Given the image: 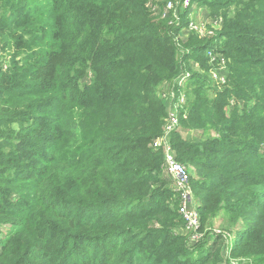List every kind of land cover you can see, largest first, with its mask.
<instances>
[{
  "label": "trees",
  "instance_id": "1",
  "mask_svg": "<svg viewBox=\"0 0 264 264\" xmlns=\"http://www.w3.org/2000/svg\"><path fill=\"white\" fill-rule=\"evenodd\" d=\"M193 1L223 13V29L181 44L151 0H0V226L14 227L0 264H264V0ZM187 51L201 73L181 127L210 137L178 131L173 148L200 177L202 231L222 211L245 225L230 247L210 231V245L223 241L213 253L179 232L152 147ZM208 52L228 63L221 91Z\"/></svg>",
  "mask_w": 264,
  "mask_h": 264
},
{
  "label": "rangeland",
  "instance_id": "2",
  "mask_svg": "<svg viewBox=\"0 0 264 264\" xmlns=\"http://www.w3.org/2000/svg\"><path fill=\"white\" fill-rule=\"evenodd\" d=\"M151 1L152 3L161 4L160 9H163L166 13H172L171 16H164V15L157 14L156 17L153 19L156 20V22H158L159 24H167L171 28L177 29L178 27L177 24L181 22L177 23L176 17L182 20L181 15L183 14L185 15L184 20L182 21V25L178 27L179 30L177 32L173 31L175 41L181 42V44L186 41L188 42L190 41L188 40L189 38H187L189 31L196 27H205L208 30H216L218 33L223 29V24H224L223 15L224 14L218 13L219 15L211 16L210 14L212 10H210V7L203 6L199 4L198 1H193V0H151ZM230 9L233 10L235 9V7L232 6ZM3 39L4 38L0 36V67L2 68H4L7 64H9V61H10L8 57V55L10 54L3 52L2 50V45L4 46L7 45L6 40H3ZM179 62H182V66L185 67L183 71L187 73L186 75H190L188 78L189 82L187 84V87L189 86V83H190V86L188 88H191V85H192L191 79L193 78V75L197 73H201L199 63L197 61H194L193 55L189 57L188 61L183 60L180 57ZM208 77L211 80L210 72L208 73ZM211 83L213 84L212 81ZM212 86L215 87L217 91H221V87L217 86V83L213 84ZM211 93L213 94L214 92L212 91ZM162 98L163 96H160V99ZM239 102H242V101H239ZM232 105H235L234 102L232 103ZM179 133L182 135L184 139L190 142H200L210 137L209 134H204L201 131L182 129V127H181V130H179ZM217 137L218 136H216V138ZM180 163L186 167L191 179H194V181H198L200 179V177L198 176L196 172V169L192 165L188 163H182V162ZM172 186H173V183H172ZM244 226L245 225H244L243 218H241L237 223L232 224L229 222V216L225 213V211H222L217 217H215L214 219L210 221L209 226L206 227V229H204L203 232H205L204 234L205 236H209V234L212 233L213 231H220V235L224 236L223 240L227 243V246L230 247V244L235 241V239L240 233V230L243 229ZM13 231H14V227H11L9 225L0 226V251H1L2 241H5ZM184 237L188 238L185 235ZM203 243L206 244L203 249L210 250V253H213L218 247H220L223 241L222 243L210 245V243L205 239ZM200 253L201 252L194 253V257H199ZM202 253L204 252L202 251ZM207 253L208 252L204 254H207ZM243 261L242 260L239 262L233 261L232 264H255L251 262L252 260L247 259Z\"/></svg>",
  "mask_w": 264,
  "mask_h": 264
},
{
  "label": "built area",
  "instance_id": "3",
  "mask_svg": "<svg viewBox=\"0 0 264 264\" xmlns=\"http://www.w3.org/2000/svg\"><path fill=\"white\" fill-rule=\"evenodd\" d=\"M176 19L177 23L181 22L177 24V26L180 27L183 20L177 17ZM178 27L177 29H179ZM206 29L205 27H196L189 31L187 38L190 37L191 32L200 33V35L203 36ZM208 33L209 35H213V32L210 30ZM189 54L190 51H187L185 57H189ZM207 57L210 58L209 65L212 64L210 65V76L213 84L217 83V86L226 84L229 72L226 59L220 54H215V52H208ZM184 68L183 66V69ZM186 74L187 73L183 71L177 79L175 90L163 96V100H165L169 110V116L163 135L154 142L152 147L153 150L162 152L164 157V172L173 183L172 189L175 193L177 203L179 204V214L184 221V226L179 232L187 236L191 244H196L206 238L204 235L205 232L201 229L202 222L199 212V203L191 187L190 175L186 167L178 161L176 151L172 144V136L181 130V113L184 112L186 100L185 90L188 88L187 84L190 76ZM211 235H220V231H213Z\"/></svg>",
  "mask_w": 264,
  "mask_h": 264
},
{
  "label": "crops",
  "instance_id": "4",
  "mask_svg": "<svg viewBox=\"0 0 264 264\" xmlns=\"http://www.w3.org/2000/svg\"><path fill=\"white\" fill-rule=\"evenodd\" d=\"M172 182V181H171Z\"/></svg>",
  "mask_w": 264,
  "mask_h": 264
}]
</instances>
